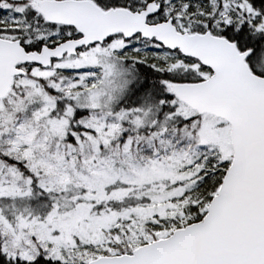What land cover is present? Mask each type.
<instances>
[{
	"label": "snow or ice",
	"instance_id": "1",
	"mask_svg": "<svg viewBox=\"0 0 264 264\" xmlns=\"http://www.w3.org/2000/svg\"><path fill=\"white\" fill-rule=\"evenodd\" d=\"M0 264H264V0H0Z\"/></svg>",
	"mask_w": 264,
	"mask_h": 264
}]
</instances>
